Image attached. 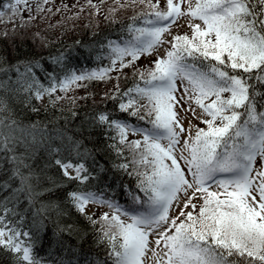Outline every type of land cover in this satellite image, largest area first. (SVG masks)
<instances>
[{
	"label": "snow or ice",
	"instance_id": "snow-or-ice-1",
	"mask_svg": "<svg viewBox=\"0 0 264 264\" xmlns=\"http://www.w3.org/2000/svg\"><path fill=\"white\" fill-rule=\"evenodd\" d=\"M51 2H0V36L14 39L17 29L52 13L45 7ZM106 3L77 0L76 17L69 19L86 9L98 15ZM114 5L104 17L109 22L122 9L135 14L119 36L98 45L106 67L79 72L64 67L56 75L44 66L45 86L40 60L13 63L0 56L6 77L0 79V249L12 264H264V0H163V7L161 0H114ZM138 6L143 8L136 12ZM61 10L71 11L67 4L56 9ZM184 18L190 32L174 33ZM154 54L150 68H136L142 56ZM125 69L133 70L131 86L121 88L120 77L128 79ZM112 72L120 75L105 96L115 107L94 115L93 131L85 128L80 139L60 134L61 144L54 145L57 137L16 118L13 97L48 96L54 104L63 99L58 91L110 81ZM187 116L199 123L188 120L185 126ZM93 132L104 138L103 155L98 144L85 147ZM105 156L115 173L135 179L134 188L116 185L124 203L105 178ZM57 192L62 195H52ZM194 200L202 201L198 211ZM90 205L109 211L95 219L87 214ZM72 210L92 226L102 255L59 256L73 251L62 237L75 233V226L59 223ZM53 217L49 247H56L41 255L42 233Z\"/></svg>",
	"mask_w": 264,
	"mask_h": 264
},
{
	"label": "trees",
	"instance_id": "trees-1",
	"mask_svg": "<svg viewBox=\"0 0 264 264\" xmlns=\"http://www.w3.org/2000/svg\"><path fill=\"white\" fill-rule=\"evenodd\" d=\"M112 0H107V3L102 6L101 12L98 15H90L92 9H86L80 13L78 18L69 19V17H76L78 7L73 8L72 5L77 3V0H52L49 5L52 13L44 15L43 19H38L32 22L24 29H17V34L13 39L10 34L8 38L0 36V56H6L8 61L15 63L16 61H25L28 59H37L41 61L42 68L40 70L42 83L47 86V73L44 71V66L55 71L56 75H61V69L66 67L75 70L76 72L82 70H92L106 67L107 59H100L101 52L98 45L109 39L116 38L121 34V26L129 23V17L135 14L133 9H122L116 13L115 22L105 20V15L108 13V8ZM123 2V0H121ZM2 3L8 0H0ZM94 3H99V0H93ZM155 2V1H154ZM85 0H79V4L83 5ZM67 4L71 11L56 9L61 8L62 5ZM112 7H115L112 6ZM163 7V4H161ZM143 6H138L135 11L139 12ZM27 16V13H25ZM8 25V28H11ZM3 26L0 25V31H3ZM63 56L65 59L60 65L54 63L55 58ZM5 63L4 67H7ZM151 67L150 63H141L140 59L136 61V68L144 70ZM132 69H125L124 75L128 77L125 80L122 76L119 79L121 88L130 87L132 81ZM113 77L110 81L93 80L86 83V87H75L67 93L58 91L55 95L63 97L58 99L53 104L48 96L43 99L25 98L24 96L13 97L12 107L16 118L23 121L26 125L36 124L40 129L46 131L48 135L57 137L54 145L61 144L58 138L62 134L65 138L71 137L73 139H80L86 133L84 129L87 128L89 132L93 129L89 125V121L94 115L101 111H112L115 107L113 101L106 98L105 94H112L114 84L117 82L116 77L120 74L112 72ZM0 79H6L0 73ZM37 109V111H33ZM115 114V113H114ZM203 126V125H201ZM135 139L136 137H131ZM67 142L66 140L64 141ZM85 147L92 149L94 144H98V151L103 155L104 138L98 135V132H93L92 135L87 136L84 141ZM109 172L106 173V180L113 184L115 198L120 202H125L123 190L116 185L122 183L135 187V179L127 175L115 173L111 169V160L105 156ZM57 170L52 169L51 173L56 174ZM110 178V179H109ZM111 194V193H110ZM53 196L62 195V192L53 193ZM95 219H98L103 213H88ZM55 218H50L47 222L48 231L46 234L42 233V240L44 247L40 249L41 255L52 251L56 245L52 242V232L56 227L54 223ZM60 226L65 224H72L75 226L76 232L70 237L65 235L62 238L66 242L73 245V251H63L59 253L60 257L66 260L81 259L82 251L84 253H91L89 259L96 256V252L102 250L97 249L93 243L95 237L93 235L92 226L89 222L75 210H72L71 215L63 217L59 221ZM83 238V239H81ZM0 264H12V257L10 254L0 249Z\"/></svg>",
	"mask_w": 264,
	"mask_h": 264
},
{
	"label": "rangeland",
	"instance_id": "rangeland-1",
	"mask_svg": "<svg viewBox=\"0 0 264 264\" xmlns=\"http://www.w3.org/2000/svg\"><path fill=\"white\" fill-rule=\"evenodd\" d=\"M108 3L111 4L110 6H114V0H112L111 2H108ZM161 4H163V0H161ZM187 25H188L187 19L186 18L181 19L178 22L177 25H174L173 26L172 31L174 33H181V34L182 33H186V32H190V28ZM154 58H155V54L153 56H151V57H149V56H142L140 58V62L141 63H150ZM182 115H185V114L182 113ZM188 120H191L193 124L199 123V121L193 119L191 116H187L186 119H185V126H187V121ZM193 132H194V129H193ZM193 202L197 204V211H198L199 205H200V203H202V201H200V200H194ZM188 210H190V209H188ZM105 211H109V209H107L106 207H100L98 205H90L87 208V212L88 213H96V214H98V213H103ZM172 215H175V212H173Z\"/></svg>",
	"mask_w": 264,
	"mask_h": 264
}]
</instances>
